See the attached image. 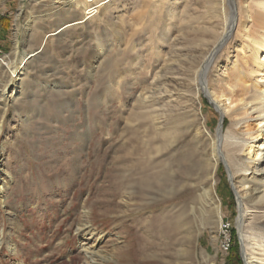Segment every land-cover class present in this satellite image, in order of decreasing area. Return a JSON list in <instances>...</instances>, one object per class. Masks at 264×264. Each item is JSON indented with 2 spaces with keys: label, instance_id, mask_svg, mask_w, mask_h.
<instances>
[{
  "label": "rangeland",
  "instance_id": "374dc122",
  "mask_svg": "<svg viewBox=\"0 0 264 264\" xmlns=\"http://www.w3.org/2000/svg\"><path fill=\"white\" fill-rule=\"evenodd\" d=\"M246 1L256 10L254 0ZM194 2H198L197 5ZM214 2L216 0H145L153 19L148 20L146 29L132 27L134 33L126 30L123 22H129L140 10L143 0L108 4L112 24L120 29L110 30L111 24H103V11L98 12L88 22L93 41L89 40L84 49L93 48L100 57L103 47L98 35L103 30L108 33L101 38L113 46L106 61L115 58L119 53L117 46L122 45V53L126 54L121 56L124 62L115 68L113 65L106 73L121 67L128 68L129 73L120 80L114 74L111 80L112 77L106 78L105 69L98 65H93L90 72L74 73L69 68L73 50L70 44L66 45L65 38L70 35L60 43L51 40L40 53V41H35L37 34L34 39L29 38L26 21L28 16L36 17L39 29L53 31L62 22L60 16H55L57 8L52 1L0 0V59L12 54L15 39L20 56L26 52L35 55L34 62L28 66L25 82L28 87L13 104L16 112L9 109L0 138V170L6 172L2 176L0 171V179L5 178L7 183L0 200V264H85L76 230L86 227L92 228L96 238L102 237L94 247L90 264H177L172 259L175 260L174 251L178 250L176 240L181 237L175 230L179 215L176 213L181 207L193 213L189 228L195 232L191 245L194 264L208 261L246 264V257L253 249L259 252L254 263H262L264 215L245 214L243 225L239 227L242 209L246 203L253 205L254 202L239 201L241 189L237 188V180L243 174L246 181H251L252 167L260 160L258 153L264 152L258 150L260 145L264 149V139L257 137V133L264 135V127L257 131L255 115H252L254 109L238 102L241 85L259 87L264 85V80L257 76L255 66L247 58L254 46L238 31L237 18L214 59L206 65L205 84L198 83V91L190 84L185 96L189 111L196 114L200 111L201 122L205 119L206 128L213 136L219 127L223 132L227 129L231 124L228 116L233 112L239 113L237 121L243 120L238 137L229 139L239 147L229 158L235 165L226 159L216 172L217 186L212 197L220 206L217 211L219 224L215 225L213 220L204 221L194 212L199 202L194 194H188L185 199L178 195L168 198L164 193L166 188L149 196L131 192L139 185L142 173L138 166L140 159L133 155L147 148L146 128L151 123L144 120L145 106L136 104L134 97L147 90L152 69L161 58L171 49L181 52L182 46L174 37L178 36L182 25L194 22L195 17L199 19L198 26L200 22L204 25V4ZM222 10L225 15L230 11L228 6H223ZM222 22L226 24V18ZM152 23L153 27H163L167 45L173 43L174 47L159 43L158 31H153ZM119 38H123L121 42ZM86 53L83 51L75 57L81 58ZM136 67L142 76L133 74ZM211 91L222 96L219 101L210 97ZM73 92L77 95L72 96ZM223 106L226 112L222 115ZM187 141L188 138L179 136L176 144L182 146L173 151L164 144L165 154L171 152L153 161L154 169L160 172L156 180L161 184L159 190L168 183L162 175L166 164L175 168L192 166L197 161ZM159 144L150 143V147ZM251 147L253 154L249 158ZM187 149L191 152L186 162L179 153ZM244 159H250L247 168L243 165ZM133 165L137 168L131 169ZM245 168L247 171H243ZM173 178L192 181L193 177L176 171ZM260 182L264 185V176ZM222 224L228 226L226 231L231 240L227 252L221 249ZM5 243L14 251L11 252Z\"/></svg>",
  "mask_w": 264,
  "mask_h": 264
},
{
  "label": "bare ground",
  "instance_id": "6f19581e",
  "mask_svg": "<svg viewBox=\"0 0 264 264\" xmlns=\"http://www.w3.org/2000/svg\"><path fill=\"white\" fill-rule=\"evenodd\" d=\"M52 1L57 8L55 16L61 17L60 25L55 27L53 31L46 32L37 27L39 22L36 17L27 18L26 25L29 27L30 35L29 38L34 39V35L37 34L35 41H40L41 44L40 53L44 50L45 46H48L49 42L53 39L60 41L65 38L67 39L66 45L70 44L73 50L69 61L72 62L69 68L74 71L87 70L90 72L93 65H98L105 70L110 71V68L114 65H121L124 61L121 56L126 54L122 53L120 48L122 45L117 46L119 53L115 55V58L105 60L109 51L112 49V45L101 38L105 36L108 32L103 30L100 31L98 37L101 39L103 54L99 57L97 52L91 48L84 49L88 45L89 40L93 41L92 36H89V25L88 22L96 16V14L101 11L106 24H111L108 26L110 30L112 28H117L118 26L113 25L111 21V12L109 11L107 5L110 3L118 4L121 0H48ZM150 1V0H148ZM145 5V0H143ZM140 7V10L133 14L132 18H129V22H123L125 29L132 31V27L136 26L140 29H146L149 24L148 20L153 19L150 16V11L148 12V7L145 5ZM198 3V2H197ZM196 2L194 4L197 5ZM206 4V2H205ZM204 4V25L200 22L198 26V17H195L194 22H190L182 25V30L177 31L176 41L181 44V52L170 50L165 57L161 58L159 63L153 67L151 72V79L149 83H146V91L142 94L136 95L135 103L138 105L145 106L144 120L150 124L146 128L147 133V148L140 149L134 152L133 157H138V166H141L142 173L140 174V183L137 187H133L131 192L134 194L144 193V196H149L150 193L156 191H164L165 195L169 197H174L178 195V198H185L188 194H194V199L199 200L197 204V209L194 212L204 221L213 220L215 225L219 224L220 221V206L216 201H213L212 192L217 186V176L216 172L219 164L225 163L226 159L229 160L235 152L239 150L236 143L230 142L229 139L238 137V130L243 126L241 123L243 120L237 121L239 116L238 112H233L229 115L231 119V124H228L227 129L223 132L221 127L217 130L215 136L206 128V121L198 111H189V105H187L188 100L185 97L187 93L188 86L190 84L195 85L198 91V83H204L207 77L206 65L214 59L215 52L219 49L222 43L226 40L228 32L232 29L235 18H237L238 31L244 37L246 41H251L254 49L250 51L247 58L250 63L255 66V72L257 76H262L264 80V0H254L253 4L256 6V10L248 6L246 0H216V2L211 4ZM230 4V5H229ZM223 6H228V13L225 15ZM231 7V9H230ZM188 7H186V10ZM100 13V14H101ZM182 14V12H181ZM64 15V18L62 16ZM98 15V14H97ZM224 15V16H223ZM226 18V24L222 22V19ZM129 25V26H128ZM154 23L151 24L153 31H158V41L161 44H166V32L162 28H156ZM194 26V27H192ZM250 27V29H249ZM119 28V27H118ZM120 29V28H119ZM34 32V33H33ZM33 33V35H31ZM46 40L44 41V38ZM132 37V35H130ZM123 38H119L118 42H121ZM62 42V41H61ZM30 43V42H29ZM50 45V44H49ZM168 47H174L175 44H171ZM166 46V47H167ZM51 47V46H49ZM47 48V47H46ZM28 51H31L28 47ZM132 50L134 48H131ZM87 52L85 56L81 58H76L75 56L82 54V52ZM89 51V52H88ZM33 52H26L22 56L18 53V41H14V50L10 56H6L0 59V82L2 84V90L0 91V138L3 135V129L6 127L5 119L9 109L16 112L14 103L19 96H22L28 87L26 84V79L28 77V66L34 62L35 55ZM75 53V54H73ZM125 59V58H124ZM262 59V60H260ZM158 61V59H157ZM31 66V65H30ZM133 74L136 76H142L139 67L133 70ZM129 73V69L119 68L117 71H111L106 75V78L116 75V79H125ZM126 76V77H124ZM91 77V76H90ZM124 77V78H123ZM232 79L234 76H231ZM238 77V76H236ZM114 77L111 78V80ZM199 95L198 92H195ZM194 93V94H195ZM241 95L238 102L242 103L246 108L250 106L254 109L252 115H255V124H257V131L261 127H264V85L247 86L245 83L241 85ZM77 95V92H73L72 96ZM210 97L214 101H219L222 96H217L216 93H210ZM133 98V96H132ZM100 99V98H99ZM98 99V100H99ZM167 99V100H164ZM237 100V99H236ZM173 102V103H172ZM220 104V103H218ZM249 108V107H248ZM226 107L223 106L221 114L223 115ZM140 119V118H136ZM142 121V120H141ZM182 138H188L187 143L192 146V157H196V162L192 166H177L173 167L172 164L168 163L164 166L162 175L167 179L168 183L163 185L162 188L159 182H156L157 177L160 175L159 169L155 170L152 163L158 157H165L171 151L163 149V145L167 144L171 150H179V144L176 141ZM257 137L264 139V135L257 133ZM231 140V139H230ZM158 143L154 147H150V143ZM185 143V144H187ZM260 145L258 150L264 151ZM138 150V149H137ZM191 150L187 149L185 152L182 151L179 154L182 158L187 159L190 157ZM252 147L248 153L249 158L252 156ZM171 156V155H170ZM258 164L253 165L251 175L253 176L251 181H246V177L243 174L238 176V187L241 189L239 194V201H244L253 203V205H248L246 203L245 208L242 209V214L240 219H238L239 227L243 225L242 220L244 215H256L264 211V185H261L264 168H260L264 165V152L258 153ZM164 160V159H162ZM252 162L253 159H251ZM231 165L234 166V162L229 160ZM137 162V161H136ZM243 165H250L249 160H243ZM228 163V162H227ZM136 165H133L131 169H136ZM246 168L243 171H247ZM1 174L6 175L5 170L1 169ZM176 171H181L183 176H192L191 180H179L175 181L173 175ZM198 172V174L194 172ZM8 177V176H7ZM6 177V178H7ZM8 179V178H7ZM163 181V180H162ZM245 182V183H242ZM7 185L4 179H0V200L4 197V187ZM245 186L246 189H245ZM193 189V190H191ZM130 190V189H129ZM128 199V198H127ZM127 201H130L128 199ZM126 202V201H125ZM207 205V206H206ZM208 208V212L206 209ZM174 208V207H173ZM179 208V207H178ZM184 214L182 215V213ZM249 212V213H248ZM179 215L176 217L175 230L181 235L177 241L178 250L174 251V258L172 261H176L177 264H194L195 255L193 248L191 247L194 240L195 232L189 228L192 225V215L186 208H179L177 213ZM203 225V224H201ZM221 226V225H220ZM264 227V225L262 226ZM168 231L169 228H166ZM76 234L79 236L80 250L83 251L85 256V264H90L93 262L94 247L99 244V240L102 237H95L94 232L91 227L79 228L76 230ZM177 236V234H172ZM8 249L12 252L11 245L5 243ZM262 252V259L260 264H264V250ZM259 252L256 249L250 251L248 258L246 257V264H255L256 255ZM175 264V263H166ZM205 264H214L213 262H206Z\"/></svg>",
  "mask_w": 264,
  "mask_h": 264
},
{
  "label": "built area",
  "instance_id": "2783aa9c",
  "mask_svg": "<svg viewBox=\"0 0 264 264\" xmlns=\"http://www.w3.org/2000/svg\"><path fill=\"white\" fill-rule=\"evenodd\" d=\"M227 228L228 226L222 224L221 225V228H220V232L221 234H223V241L221 243V249L222 251L224 252H227L229 246H230V238H229V235L227 234Z\"/></svg>",
  "mask_w": 264,
  "mask_h": 264
},
{
  "label": "trees",
  "instance_id": "16d2710c",
  "mask_svg": "<svg viewBox=\"0 0 264 264\" xmlns=\"http://www.w3.org/2000/svg\"><path fill=\"white\" fill-rule=\"evenodd\" d=\"M230 242H231V240H230ZM230 249H228V251H229Z\"/></svg>",
  "mask_w": 264,
  "mask_h": 264
}]
</instances>
